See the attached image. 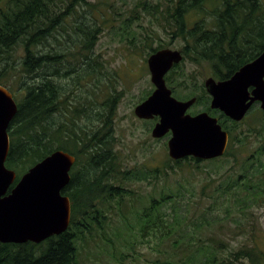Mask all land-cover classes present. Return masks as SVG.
Listing matches in <instances>:
<instances>
[{"label": "trees", "instance_id": "16d2710c", "mask_svg": "<svg viewBox=\"0 0 264 264\" xmlns=\"http://www.w3.org/2000/svg\"><path fill=\"white\" fill-rule=\"evenodd\" d=\"M103 5L102 0H0V85L21 95L16 98L18 111L8 127L10 147L5 166L16 173V183L54 150L75 157L71 180L62 192L71 205L67 230L39 244L0 243V264H81L82 245L97 235L108 240L113 217L123 221L124 232L118 236L126 249L114 256L117 264H138L132 243H149L150 239L155 241L158 255L145 264H264V233L255 221L239 229L234 221L236 235L240 233L244 239L230 249L222 232L205 235L202 230H189L191 225L200 229L205 211L198 213L200 218H196L197 212L188 217L177 211L185 190H194L195 178L184 173L203 172L205 161L164 158L155 166L127 167L121 160L113 130L121 93L115 91L113 82L102 101L94 88L80 92L86 85L83 81L93 83L103 74L102 63L93 52L103 27L112 22L100 9ZM131 5L127 15H122L126 16L122 32L132 36L127 31L129 24L141 14L150 18L167 41L149 46L147 57L175 40L182 41L179 51L183 61L170 71L168 87L174 94L176 88H199L187 98L195 96L194 107L201 106L217 117L229 135L225 154L210 160L212 168L202 174L206 181L200 189H208L207 198L218 204L221 199L220 208L228 201L226 209L211 212L213 221L222 215L229 218V208L247 223L251 211L264 205V125L256 131L263 143L249 149L250 135L236 134L239 122L209 109V97L203 85L198 87L196 75L205 70L214 79L225 80L261 54L262 0H132ZM59 30L72 46L61 42ZM150 36L146 42L159 38V32ZM187 63L201 70L186 75L181 68ZM83 73L86 77L81 79ZM9 76L15 80L12 88L7 85ZM64 77H68L66 85L56 82ZM141 182L153 185L158 196L150 194L148 200L134 190L132 184ZM143 201L148 205L142 206ZM136 204H141V209ZM168 205L172 209L169 214L165 212ZM128 258L131 261L126 263Z\"/></svg>", "mask_w": 264, "mask_h": 264}, {"label": "water", "instance_id": "95a60500", "mask_svg": "<svg viewBox=\"0 0 264 264\" xmlns=\"http://www.w3.org/2000/svg\"><path fill=\"white\" fill-rule=\"evenodd\" d=\"M179 51L160 49L146 60L151 94L134 109L140 120L157 122L151 130L154 139L167 140V154L173 160L192 157L208 161L223 156L228 133L218 119L206 112L187 113L195 98L179 101L166 86L164 76L182 61ZM210 96V109L240 122L258 103L264 113V50L253 61L238 69L230 78L204 81ZM18 111L11 92L0 85V243L39 244L64 233L71 218L69 198L62 191L70 182L75 157L54 150L17 178L5 166L10 142L8 127ZM15 183V184H14Z\"/></svg>", "mask_w": 264, "mask_h": 264}, {"label": "rangeland", "instance_id": "374dc122", "mask_svg": "<svg viewBox=\"0 0 264 264\" xmlns=\"http://www.w3.org/2000/svg\"><path fill=\"white\" fill-rule=\"evenodd\" d=\"M92 2H97L99 0H91ZM152 2L153 0H149ZM105 2L102 8L103 12H106L105 15L110 16L112 22L106 25L102 29V35L98 39L96 46L94 48V55L98 57V60L102 63L103 74L94 75V78H98L91 83V80L87 79L82 82L86 84L83 89H80V92L85 93L87 90L94 88L95 91L100 94L101 101L106 96V91L108 92L111 89L109 84L114 83L115 91L119 94V101L116 107V114L114 116L113 130L114 136L117 138V145L115 149L119 152L121 160L127 167H133L134 164H147L148 166H155L160 160L164 158H169L167 154V139L168 136L162 139H154L151 136V130L154 124V121L150 120H139L134 116L135 107L144 101L149 94L153 91V86L150 82V74L147 69L146 59L149 46L153 48L157 45H161L164 41H167V37L161 32V29H156L153 27V21H150V18L140 15V18L136 21L131 22L130 28L127 30L132 36L131 42H129L130 37L126 36L127 33L124 31V26H122V20L126 18V10H128L132 5V0H102ZM264 4V0H262ZM120 14V15H117ZM120 16V17H119ZM122 16V17H121ZM114 23L111 26L110 24ZM69 31V28H67ZM61 36H58L61 42L65 45L72 46L70 39L66 37L63 31H60ZM153 32H159V38L153 37L151 43L150 39L147 40V36H150ZM153 36V35H152ZM150 36V37H152ZM50 41H52L50 39ZM61 42H58L60 45ZM182 46V41L175 40L172 44L167 46V49L179 50ZM183 71L187 75L189 72H192L194 69L201 70L199 67H194L187 63L184 65ZM205 71V70H204ZM201 75L199 73L196 75V82L198 87L204 84L206 78L210 77L209 71ZM86 77L83 73L82 78ZM90 78H92L90 76ZM68 77L57 78L56 82L66 85ZM32 81V80H31ZM15 80L11 76L8 78V87L12 88L15 86ZM25 82L29 83L30 80L25 79ZM191 84V83H190ZM93 85L99 88L96 89ZM191 86H193L191 84ZM195 88L193 87H184L176 88L177 94H173V97L176 99H185ZM12 90V89H11ZM103 90V91H101ZM199 91L198 89H195ZM101 91V92H100ZM16 101L19 100L21 95L17 91H10ZM17 96V97H16ZM203 111V107L200 108H190L191 111ZM258 106H254L250 111L249 115L246 116L241 122H239L236 127V134L243 132L244 134L250 135L249 149L253 147L254 149L263 141L261 137L256 133V131L264 125V116H261L258 112ZM250 152V151H249ZM210 161V160H209ZM209 161H205L201 167L203 172H194L193 174L184 173L187 178L194 179L192 185L194 190L188 188V191L185 190L184 195L180 201V204L177 206V211L182 213L185 216L194 217L197 212L196 218H200L199 212L205 211V220L202 219L200 223V229L191 225L189 230H202L203 234L207 235L208 232H215L218 234L223 233V237L228 241L230 249L236 248L239 245V241L242 242L244 236H241L240 233L236 235V228H244V225L255 221L256 226L264 233V205L260 208L253 209L251 211L252 215L249 216L248 222L243 218L238 217V212L233 209H227L231 214L229 218H224L220 216L217 220L213 221V215L211 212L222 211L228 206V201L222 202L221 199L218 200L219 204L210 198H207L209 195L208 189L201 191V184L206 181L202 174L209 172L212 168V165ZM171 181H175L171 180ZM172 184V182L170 183ZM134 190L140 192L142 196H145L148 200L152 196H158L157 193L154 194V186L148 185L147 182L135 183L132 184ZM187 188V187H185ZM203 192V193H202ZM193 193V194H192ZM152 195L148 197L149 195ZM226 204V205H225ZM147 201H143L142 206H147ZM136 208L141 209V204H136ZM136 209V210H137ZM169 205L165 208L166 213H171ZM216 210V211H215ZM211 215V217H210ZM241 215V214H239ZM199 216V217H198ZM129 223L133 225L131 217L128 218ZM120 217H113L111 224V232L108 235V240H105L100 235L93 237L92 239L87 240V242L81 247V264H117L114 259V256L119 253L126 252V249L123 247L124 243L118 234L121 230L124 232V229L121 224L123 221ZM201 232V233H202ZM125 234L127 232L125 231ZM199 234V233H198ZM211 236V235H209ZM130 239V238H129ZM147 240V239H146ZM246 242V241H245ZM134 250L136 251V259L138 264H145L147 260L157 257L158 253L155 248V241L150 239L149 243L144 242L140 244L139 242H134ZM262 250L264 251V240L261 243ZM131 258L126 260V263H129Z\"/></svg>", "mask_w": 264, "mask_h": 264}, {"label": "flooded vegetation", "instance_id": "af4514ba", "mask_svg": "<svg viewBox=\"0 0 264 264\" xmlns=\"http://www.w3.org/2000/svg\"><path fill=\"white\" fill-rule=\"evenodd\" d=\"M168 76H169V72L165 75V83H166V85H167V87H168V84H167V78H168ZM154 88V87H153ZM154 90V89H153ZM172 91V90H171ZM174 94V93H173ZM150 95V94H149ZM208 96V95H207ZM207 96H205V98L207 97ZM209 97V100H208V107H209V109H210V101H211V98H210V96H208ZM192 98H195V103H196V97L195 96H191V97H189L188 98V100L189 99H192ZM187 100V99H186ZM195 105H193L191 108H193ZM201 106H198V107H196V108H200ZM190 110V109H189ZM211 110V109H210ZM212 111H214V110H212ZM189 112V111H188ZM191 112H193V113H190L191 115H196V114H198V113H200L199 111H198V109L196 110V111H191ZM135 116V115H134ZM136 117V116H135ZM137 118V117H136ZM138 119V118H137ZM140 120V119H139ZM156 119H153L152 121H154V124H153V126L155 125V123H156V121H155ZM151 121V120H150ZM153 128V127H152Z\"/></svg>", "mask_w": 264, "mask_h": 264}]
</instances>
